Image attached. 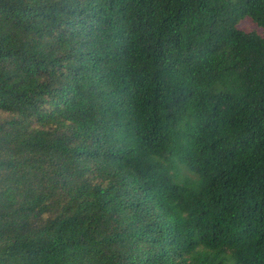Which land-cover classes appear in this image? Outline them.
<instances>
[{
	"label": "trees",
	"instance_id": "1",
	"mask_svg": "<svg viewBox=\"0 0 264 264\" xmlns=\"http://www.w3.org/2000/svg\"><path fill=\"white\" fill-rule=\"evenodd\" d=\"M0 264H264V0H0Z\"/></svg>",
	"mask_w": 264,
	"mask_h": 264
},
{
	"label": "rangeland",
	"instance_id": "2",
	"mask_svg": "<svg viewBox=\"0 0 264 264\" xmlns=\"http://www.w3.org/2000/svg\"><path fill=\"white\" fill-rule=\"evenodd\" d=\"M241 25L244 26L245 28H250L252 25L250 24V22L246 19H244L242 22H241Z\"/></svg>",
	"mask_w": 264,
	"mask_h": 264
}]
</instances>
